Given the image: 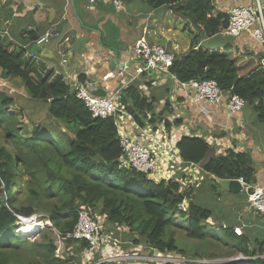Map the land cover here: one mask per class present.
<instances>
[{
    "label": "trees",
    "instance_id": "1",
    "mask_svg": "<svg viewBox=\"0 0 264 264\" xmlns=\"http://www.w3.org/2000/svg\"><path fill=\"white\" fill-rule=\"evenodd\" d=\"M120 1L126 4L139 1L151 12L164 9L186 20L197 32V37L193 38L187 53L175 56L170 73L180 82L214 81L226 98L240 97L244 101L240 113L243 119H254V124L260 126L264 134V44L253 45L252 53L247 56L255 58L257 64L246 75H240L245 71L244 64L229 55L234 47L212 49L204 46L195 50V40L218 38L226 31L228 15L219 12L213 0ZM7 47L8 44L4 45L0 39L2 75L21 79L32 99L47 104L51 124L57 121L60 127L59 124L50 127L53 138L48 139L37 138L43 136L42 125L32 129L19 125L16 133L12 132L15 125L8 121L16 115L6 112L12 101L0 92V115L4 116L1 121L8 124L4 125L5 139L13 143L11 153L0 147V264L80 263L76 256L82 251L93 254L91 246L85 241L64 242L63 237L72 231L81 210L97 222V218L103 217V228L127 229L130 242L150 250L152 255L154 251L161 255L171 253L185 260L184 263L157 260L142 264H227L213 263L212 256L205 259L202 254L188 255L185 250H179L174 240V227L188 240L211 241L222 245L232 255L247 258L235 264H264V237L258 239L245 229L241 236H235L234 227L227 219L213 223L220 219L196 201V190L201 186H193L182 194L178 193L179 187L173 181L153 183L145 175L119 168L120 147L114 119H93L82 101L60 78L50 84L48 79L38 80L23 63L24 51L20 49L9 54ZM164 80L170 83L169 79ZM153 84L154 81L146 87L151 89ZM120 104L139 127L157 123L148 113L153 109V102H148L135 86L122 91ZM54 135L58 137L54 139ZM216 139L215 149L221 154L213 153L203 138L181 137L177 142L180 157L185 163H195L206 173L200 181L214 176L219 181L242 179L247 185L259 187L254 186L256 169L250 154L236 148L222 153L227 147L220 138ZM240 193L246 200L244 192ZM184 199L188 209L181 213L177 205ZM34 216L40 221H49L51 227L43 226L30 236L19 234L18 217ZM210 219L213 224L207 223ZM206 227L215 228L223 238L212 235L214 232ZM99 228L100 236L105 235L100 224ZM231 239L234 243H229ZM60 243L65 249L75 246L74 255L64 251V258L62 252L55 257ZM99 255H94L96 264H119L118 261L101 262ZM126 264H136V261Z\"/></svg>",
    "mask_w": 264,
    "mask_h": 264
},
{
    "label": "crops",
    "instance_id": "2",
    "mask_svg": "<svg viewBox=\"0 0 264 264\" xmlns=\"http://www.w3.org/2000/svg\"><path fill=\"white\" fill-rule=\"evenodd\" d=\"M253 1L213 0V3L219 12L227 14L230 8L253 4ZM160 10H162L163 19H161L162 29L159 27L158 33L162 32L160 36L162 47L175 56L187 53L192 41L194 42L197 37V32L186 20L184 21L171 11L164 9L158 11ZM154 13L139 1L128 4L123 2L122 8L118 10L104 2L89 5L87 0H0V39L4 45L8 44L9 54L20 49L24 51L23 63L29 68L31 75L38 80L48 79V84L60 78L62 83L74 93L81 85L99 84L107 72H116L117 65L119 66L120 63L131 64L130 56L134 46L139 41L145 40L140 32L141 27L159 25L160 18ZM122 16L136 20L139 31L127 33L124 28L122 30ZM171 17L182 20L185 25L184 29L192 35L188 37L183 33H178L176 28L171 27L169 23ZM114 29L117 33H111ZM151 29L150 32L154 30V27ZM52 30L55 31L54 36L38 45V39ZM102 34L106 35L104 39ZM156 36L159 37L152 34L154 39L157 38ZM194 44L195 50L203 49L204 46L212 49L234 47V50L229 52L230 58H237L239 63L250 68L248 71L257 64L252 56L246 57L252 53L253 45L256 43L250 35L245 33L236 39L225 35L214 39L200 38V40H195ZM247 49H249L248 54ZM250 59L254 62L253 65ZM112 64L114 66H111ZM164 79L166 78L144 79L142 77L144 83L136 81L131 84L144 95L148 102H153L152 111H148L149 116L162 118L164 132L169 135L171 133L181 134L189 129L190 133L197 132L209 136L210 138H206V141L213 153L219 150L215 149L218 143L216 138L222 135L223 138L220 140L227 147L224 149L236 148L238 151L242 150L241 152L250 154L256 169L254 186L264 187V134L262 128L254 124V119L244 120L242 114L228 115L220 106L209 107L211 115L208 117L201 115L198 105L194 103L186 102L185 107L179 106L180 103L176 106L171 83ZM110 81V85V82H107L110 90L119 85L118 80ZM152 81L154 84L150 85L152 88L149 89L150 87H146V84ZM155 85L158 86L155 87ZM3 88H6L7 92L3 91ZM0 92L12 101L8 112L16 115L20 126L23 123L28 129H32L40 125L35 124L39 117L50 119L47 114V104L32 99L21 79L6 78L0 71ZM178 108L184 111L177 112ZM32 121H34L33 124H30ZM211 122H213L212 125ZM120 123L128 133L135 132L128 118L121 119ZM220 132L221 135L218 136ZM226 135L229 139H225ZM223 191L226 194L225 197L223 196L226 207L217 209L218 211L223 210L220 214L214 210L215 218L220 219L217 222L227 219L232 227L240 228L241 232L245 229L251 231V235L258 239L264 237V217L251 209L244 198L241 202L238 199L235 200L228 191L224 189ZM229 198H231L230 201H227ZM230 207L232 209H229Z\"/></svg>",
    "mask_w": 264,
    "mask_h": 264
},
{
    "label": "built area",
    "instance_id": "3",
    "mask_svg": "<svg viewBox=\"0 0 264 264\" xmlns=\"http://www.w3.org/2000/svg\"><path fill=\"white\" fill-rule=\"evenodd\" d=\"M87 2L89 5H94L97 2L109 3L118 10L123 6L120 0H87ZM54 32L52 30L46 33L38 39L37 44L41 45L45 43L49 38L54 36ZM242 33H247L257 42L264 43V0H254L253 4L229 9L225 36L236 38ZM174 60L175 55L167 52L163 47L157 45L150 46L142 40L133 48L130 56L131 64L120 63L119 66L117 65V71L107 72L99 84L92 86L81 85L74 92L75 97L82 101L93 119H114L120 147V154L117 158L119 168L145 175L148 180L159 183L172 181L180 170H184L182 174L184 177L190 178V174L188 171H185L187 170L185 168L187 166H194L195 164L185 163L180 157V152L177 148V141L180 137L179 133H171L170 135L165 133L162 122L154 125L147 123L145 127H139L132 120L125 107L120 104L123 90L136 81L144 83L142 77L144 79L150 77H155L156 79L167 78L171 82L172 95L176 106L179 103V106L183 105L184 107L186 102L194 103L198 105L199 113L204 117L211 115L209 107L220 106L228 115H239L244 108V101L240 97L232 95L226 98L214 81H178L170 73ZM110 80H118L119 85L110 91H105L102 85L109 86L107 82ZM97 89H102L105 92V96H94L92 92ZM152 117L150 116V118ZM123 118H128L131 121V126L135 132L128 133L122 127L120 120ZM219 128L221 127L219 126ZM185 132L190 133V130L188 129ZM199 134L203 136V134ZM206 138L209 139L210 137L207 136ZM182 164L186 167H182ZM237 181L242 187V192L246 195L248 206L264 217V188L247 185L242 179H238ZM192 187L193 185L190 188ZM188 191L189 189H183L182 194ZM186 207V199L177 205V209L181 213L187 211ZM18 220L17 232L21 235H26L25 233H21L19 229L23 225L35 221V218L26 219L18 217ZM38 224V226L33 227L31 233H35L43 226L51 227L49 221H41ZM233 232L236 236H241L240 228H234ZM102 239L103 236H100L99 223L84 210L78 212L72 231L63 237L64 242L70 241L72 244L85 241L95 251L98 250ZM55 257H58V253H56Z\"/></svg>",
    "mask_w": 264,
    "mask_h": 264
},
{
    "label": "rangeland",
    "instance_id": "4",
    "mask_svg": "<svg viewBox=\"0 0 264 264\" xmlns=\"http://www.w3.org/2000/svg\"><path fill=\"white\" fill-rule=\"evenodd\" d=\"M99 3V2H97ZM254 3V1H253ZM145 7V6H144ZM129 9V8H128ZM132 15V14H131ZM155 16L160 18V22L158 20H156V22H159V25L157 26H145L143 25L141 27V33L143 35V38L145 39L144 41L151 46L152 45H156L162 47V32L158 33V28L160 27V29H162V10L160 11H155L154 13ZM153 15V16H154ZM132 17H134V15H132ZM169 23L171 24V27H175L176 30L178 31V33H183L185 36H191L192 34L189 33L185 28L184 22L182 20H179L175 17H171L169 18ZM152 25H154L155 23H150ZM91 26V25H90ZM121 26H122V30L123 28L126 30L127 33H133V32H137L139 31V26L138 23L136 22V20L134 19H128L124 16H122L121 18ZM154 27V30L152 32H150L149 30H152L151 28ZM191 27V26H190ZM117 28V27H116ZM89 31V29H87ZM192 30V29H191ZM111 33H117V30L114 29ZM152 34L154 35H158L159 37H157L156 39H154L152 37ZM106 35L102 34L103 39L105 38ZM119 40V39H118ZM256 45L260 46L259 44L256 43ZM246 53H249V49L246 50ZM242 55V54H241ZM261 55V54H260ZM243 57V55L241 56ZM247 58L251 57V56H247ZM262 57V55L260 56ZM250 63L251 65H253V61L250 59ZM245 71L240 75H246L248 73V66H244ZM247 69V70H246ZM250 69V68H249ZM109 85L111 84V81H109ZM171 83V82H170ZM158 85H155V87H157ZM102 87L107 90L110 91V86H104L102 85ZM3 91L7 92L6 88H3ZM7 96V95H6ZM37 105V104H36ZM170 105V104H169ZM34 109V108H33ZM42 112V109H40ZM182 112L184 111L183 109H177V112ZM7 115L10 114L8 111ZM2 117H4L3 115H0V147L1 148H5L7 150L8 153L12 152V146L13 143L7 139H5V133H6V128L4 125H8L7 123L4 124V122H2ZM154 119H156L157 124H159V122L162 121L161 119L155 118L154 116L152 117ZM8 122H11L13 125H15V127L12 128V132L16 133L17 128H19V123H18V119L17 117L11 118ZM34 121H32L33 124ZM40 124L42 125V127L40 128V131L42 132V135H38V139H48V138H53V132L50 131V127L54 126V125H58V127H60V123L57 121H54V124H51L52 121L51 119H45V117L41 116L39 117V119H37L35 124ZM21 126L27 127L25 125H23V123H21ZM45 129V131H43V129ZM57 131H60V128H57ZM58 135V134H57ZM54 135V139L57 138L58 136ZM218 136L221 135V132L217 134ZM180 137H188V138H203L206 139V135L200 136L199 133H186V132H181V134L179 135ZM27 138V137H26ZM219 138H223V136H219ZM225 139H229L228 135L225 136ZM208 143V142H207ZM217 145V144H216ZM230 149V148H229ZM227 149H223L222 153L225 152ZM242 151V150H241ZM239 151V152H241ZM218 154H221V151L218 150L217 151ZM182 167H186L184 164H182ZM185 169L186 172L188 171V173L190 174V178L188 177H184L183 171L184 170H180V172L176 173L175 177L173 178V182L178 185L179 189H178V193H182V190H187L189 189V191L191 190V185L195 186V188H198L201 186L200 189L196 190V201L199 205H201L202 207L208 208L210 210H212L214 212L218 211L217 209H224L225 203L226 201L223 199V196L225 197V192L223 191V189L221 188V186H219L217 178H215L213 176L212 177H204L202 178L203 181H200L199 179L203 176L206 175V173H202L200 168L196 165L194 166H187ZM196 169V170H195ZM203 175V176H202ZM186 180V181H184ZM199 180V181H198ZM152 181V180H151ZM198 181V182H197ZM217 181V182H215ZM156 183H159L157 181H155ZM165 183V182H164ZM230 194V193H229ZM234 196L235 200L238 199L239 201H243V194L239 193V194H231ZM231 198L227 199V201H230ZM247 199V198H246ZM247 202V200H246ZM186 209H188V202H187V207ZM229 209H232V207H230ZM223 210H219L218 214H220V212H222ZM219 215H217L218 217ZM35 218V221L37 222H41L40 220H38L35 216L33 217ZM99 219L98 222L101 226L103 230L102 235L103 238L102 242L103 244H101V246L99 245L97 252H95V250H93V254H88V253H84L83 251L79 254V260L80 263H75V264H96V261H94V255H99V257L101 258V262H112V261H118L119 264H126L128 262H132L136 261V264H142L143 262H152V261H157V260H168L171 262H179V263H184L185 260L184 258H178L176 256H174L171 253H165L163 255H159V256H154L151 254V251L148 250L146 251L145 249H142L141 246L137 247L134 246L133 243L130 242V239L127 236V229H123V228H114V229H107L103 228V217L97 218ZM36 222V224L38 225V223ZM45 222V221H42ZM217 221H213V223H216ZM208 224H213L212 220H208L207 222ZM220 223V222H218ZM222 223V221H221ZM176 229V231L174 232V240L176 242V246L178 247L179 250H185L186 253L188 255H192L194 253L197 254H202L204 256L205 259H207L206 257L208 256H212L211 259H213V263H229V262H235V263H242L244 261H246L247 259H245L244 257H242L240 254H236V255H232L230 253V251L228 249H226L225 247H223L222 245H216L213 244L211 241L208 242H196L193 240H188L187 238L184 237V234L181 230L177 229L176 227H174ZM207 229H209V231L214 232L215 236L221 237V239L223 238V235L215 230V228H210V227H206ZM235 235V234H234ZM236 236V235H235ZM35 237V236H34ZM106 241V242H105ZM228 243V242H227ZM229 243H234L233 239H231L229 241ZM75 246L71 245L69 247V249H65V245L63 247V244L60 243V246L58 248V256L60 255V253L62 252L63 258L65 257V252H68L72 255L74 252ZM250 250H252L250 248ZM95 253V254H94ZM69 254V256H71ZM154 254V253H153ZM72 257V256H71ZM132 260V261H129Z\"/></svg>",
    "mask_w": 264,
    "mask_h": 264
},
{
    "label": "water",
    "instance_id": "5",
    "mask_svg": "<svg viewBox=\"0 0 264 264\" xmlns=\"http://www.w3.org/2000/svg\"><path fill=\"white\" fill-rule=\"evenodd\" d=\"M38 48V47H36ZM111 66H114L112 64ZM92 94L96 97H104L105 92L102 89H97L93 91ZM219 186H221L224 190L228 191L230 194H238L242 192V187L237 180H220L218 181ZM154 256H159L160 253L154 251ZM228 264H235V262H229Z\"/></svg>",
    "mask_w": 264,
    "mask_h": 264
},
{
    "label": "bare ground",
    "instance_id": "6",
    "mask_svg": "<svg viewBox=\"0 0 264 264\" xmlns=\"http://www.w3.org/2000/svg\"><path fill=\"white\" fill-rule=\"evenodd\" d=\"M37 223H38V222H37ZM35 226H38V225L36 224V221H32L31 223H27L26 225H23V226L19 229V231H20L21 233H27V232L33 230V227H35Z\"/></svg>",
    "mask_w": 264,
    "mask_h": 264
},
{
    "label": "clouds",
    "instance_id": "7",
    "mask_svg": "<svg viewBox=\"0 0 264 264\" xmlns=\"http://www.w3.org/2000/svg\"><path fill=\"white\" fill-rule=\"evenodd\" d=\"M227 15H228V13H227ZM242 34H244V33H242ZM242 34H240L239 35V37L242 35ZM245 34H247V33H245ZM225 35V34H224ZM249 35V34H248ZM228 37V36H227ZM239 37H236V38H239ZM251 37V36H250ZM229 38H232V37H229ZM236 38H233V39H236ZM252 38V37H251ZM252 40L254 41V43H257V44H259V45H263L264 43H259V42H257L255 39H253L252 38ZM153 182V181H152ZM153 183H155V182H153ZM31 218H33V217H31ZM26 219H28V218H26ZM37 222V221H36ZM32 232V230L31 231H29V232H27V233H25L26 235H24V236H30V235H32L33 233H31Z\"/></svg>",
    "mask_w": 264,
    "mask_h": 264
}]
</instances>
